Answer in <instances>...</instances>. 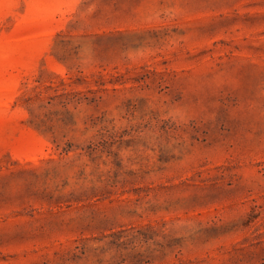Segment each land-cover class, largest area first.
Returning a JSON list of instances; mask_svg holds the SVG:
<instances>
[{"label": "rangeland", "instance_id": "374dc122", "mask_svg": "<svg viewBox=\"0 0 264 264\" xmlns=\"http://www.w3.org/2000/svg\"><path fill=\"white\" fill-rule=\"evenodd\" d=\"M0 264H264V0H0Z\"/></svg>", "mask_w": 264, "mask_h": 264}]
</instances>
